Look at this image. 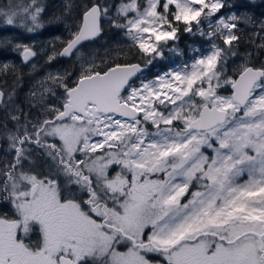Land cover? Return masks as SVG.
Wrapping results in <instances>:
<instances>
[{
	"label": "snow or ice",
	"instance_id": "6c2138e0",
	"mask_svg": "<svg viewBox=\"0 0 264 264\" xmlns=\"http://www.w3.org/2000/svg\"><path fill=\"white\" fill-rule=\"evenodd\" d=\"M72 7L53 18L67 37L46 63L75 57L79 71L49 72L29 94L35 115L0 88L12 122L0 125L11 154L0 160V264H264V64L248 52L227 67L241 24L264 50V19L218 16L226 0H121L115 16L90 0L70 19ZM44 11V0H7L0 22L34 33ZM105 21L127 43L85 55ZM180 32L210 50L146 78ZM9 48L25 63L40 54L0 37Z\"/></svg>",
	"mask_w": 264,
	"mask_h": 264
},
{
	"label": "trees",
	"instance_id": "16d2710c",
	"mask_svg": "<svg viewBox=\"0 0 264 264\" xmlns=\"http://www.w3.org/2000/svg\"><path fill=\"white\" fill-rule=\"evenodd\" d=\"M23 2L27 3V0H23ZM89 2L90 0H44L45 11L42 14L45 23L44 28L34 33H28L23 28L7 26L0 22V37H7L14 42H19L22 44H27L28 42H30V44H33V42H40L42 47L40 49L35 48V50L40 53L39 55L44 53L43 57H47L48 52H50L52 49V42L54 41L55 37H67V31L64 24L62 22H56L53 18L61 16L65 5L67 3H71L73 7L70 19H75L79 16L82 10V5ZM107 2L113 5L112 13L113 16H115L114 6L119 4L118 0H107ZM0 3H7V0H0ZM230 5L231 7L222 9V13L231 12V14L235 13L237 15L246 13L257 18L258 20L264 19V0H255V3H250L249 0H231ZM181 27H183V25H181ZM240 28L242 29V32L240 33L242 39L238 49L239 55L228 60L227 67L229 74H231L234 66L244 59L245 54L248 52L252 53L251 62L255 66L264 64L261 61V58L264 57V50H257L252 44L248 42L249 34L255 29L250 25L244 24H241ZM178 36L179 39L177 40V45L178 48L182 50L184 55L187 54L188 48L191 44L199 45V42H202L201 39L200 41L199 39H192L190 34L186 32H180L178 33ZM126 43L127 41L122 30L111 27L109 23L105 21L102 37L93 43L85 45L82 50L86 55L95 53L98 56H104L106 50L111 53L116 49L117 45H124ZM55 46L57 48L60 47L59 41H55ZM39 55L34 57L31 63L26 64L23 62L22 57L17 52L12 51L10 48L7 50H0V64L8 63L15 68L14 72H10L6 76L0 75V88H3L6 92L12 88H15L13 101H16L17 104H20L21 108H19L22 109L23 112L31 111L33 115H35L36 110H30L28 99L25 98V95L33 90L36 80L41 79V77L47 74L49 71L68 70L73 73L79 71L78 62H76V60L73 58L70 61L59 58L52 63H46V57L43 59L42 56ZM169 61V55L165 51L164 58H157V60L149 66L150 69L145 72V76L152 78L156 74L166 71L169 68ZM33 64L36 65L35 68H33ZM16 77H19V79L17 80ZM5 111L6 110L4 108H0V125H2L4 122H7L8 126L11 127L12 122L10 120L6 121ZM1 143L4 145V147L0 156L5 153V149L7 148L6 141L3 140ZM8 159H11V154L8 156ZM33 159L38 165H43L47 162L43 156L39 155L38 151L33 156ZM0 207L6 209L8 205H0Z\"/></svg>",
	"mask_w": 264,
	"mask_h": 264
},
{
	"label": "rangeland",
	"instance_id": "374dc122",
	"mask_svg": "<svg viewBox=\"0 0 264 264\" xmlns=\"http://www.w3.org/2000/svg\"><path fill=\"white\" fill-rule=\"evenodd\" d=\"M230 1L231 0H226V3L227 4H229L230 5ZM121 2V0H118V3H120ZM221 14H223V15H225V16H227V15H230L231 14V12L230 13H226V12H224V13H222V10H221V13H218L217 15L219 16V15H221ZM21 28V27H20ZM204 30L205 31H207L208 30V25L207 24H205L204 25ZM190 34V33H189ZM190 36H191V38L192 39H199V41H200V39L202 40V42H199V45L198 44H191L190 45V47L188 48V52H187V54L186 55H184L183 54V52H182V50L180 49V48H178V45H177V40L176 41H169L168 43L169 44H171V45H173L174 46V51L173 50H166V52L168 53V55H169V58H170V61H169V68L166 70V71H168V70H170L171 68H174V67H177V66H179V65H182V64H184V63H188V64H190L191 62H192V60H193V57L194 56H197V55H199L200 53H204V54H206L209 50H210V41H209V39H207L206 37H201L200 35H198V34H196V35H193V34H190ZM218 44H222V42L221 41H219V40H217L216 41ZM25 45H34L35 46V48H41L42 46H41V44H40V42H33V44H30V42H28L27 44H25ZM195 50H199V52H196ZM83 51V50H82ZM83 53H84V51H83ZM43 54L44 53H42L41 55H39V56H42V58L43 59H45V57H43ZM85 54V53H84ZM86 55V54H85ZM73 59H75V57H73ZM261 61H262V63H264V57L263 58H261ZM56 71H59V70H54V71H49V72H56ZM48 72V73H49ZM165 71H162V72H160V73H158V74H162V73H164ZM47 73V74H48ZM47 74H45L44 76H42L41 77V79H39V80H36V82H35V85L33 86V89H35V88H38L39 87V82L45 77V76H47ZM158 74H156V75H158ZM155 75V76H156ZM146 78H149V77H146ZM33 91V90H32ZM32 91H30L28 94H26L25 95V98H27V99H29V94L32 92ZM11 103H14L17 107H20V104H17L16 103V101H12ZM19 105V106H18ZM21 108V107H20ZM3 140H0V144H2L1 142H2ZM3 145V144H2ZM4 146V145H3ZM7 148L5 149V153L4 154H2L1 156H0V158H1V160H3V159H5V158H7L8 159V156L10 155V153H7Z\"/></svg>",
	"mask_w": 264,
	"mask_h": 264
},
{
	"label": "water",
	"instance_id": "95a60500",
	"mask_svg": "<svg viewBox=\"0 0 264 264\" xmlns=\"http://www.w3.org/2000/svg\"><path fill=\"white\" fill-rule=\"evenodd\" d=\"M102 35H103V33H102ZM101 37H102V36H101ZM101 37H100V38H101ZM100 38H99V39H100ZM99 39H97V40H99ZM97 40H96V41H97ZM92 43H93V42H92ZM87 44H90V43H87ZM87 44H86V45H87ZM33 59H34V58H33ZM33 59H32V60H33ZM61 59H63V60H71L72 58H71V59H68V58H61ZM32 60H30V61L27 62V63H31ZM23 62H24V61H23ZM24 63H25V62H24ZM27 63H26V64H27ZM149 69H150V67L148 66V67L146 68L145 72H147ZM2 147H3V146L0 144V152H1V150H2Z\"/></svg>",
	"mask_w": 264,
	"mask_h": 264
},
{
	"label": "bare ground",
	"instance_id": "6f19581e",
	"mask_svg": "<svg viewBox=\"0 0 264 264\" xmlns=\"http://www.w3.org/2000/svg\"><path fill=\"white\" fill-rule=\"evenodd\" d=\"M60 59H61V58H60ZM62 60H63V59H62ZM67 61H70V60H67ZM2 146H3V145H2ZM3 147H4V146H3ZM3 147H2V150H3ZM2 150H1V151H2Z\"/></svg>",
	"mask_w": 264,
	"mask_h": 264
},
{
	"label": "flooded vegetation",
	"instance_id": "af4514ba",
	"mask_svg": "<svg viewBox=\"0 0 264 264\" xmlns=\"http://www.w3.org/2000/svg\"><path fill=\"white\" fill-rule=\"evenodd\" d=\"M36 234H33V238H35Z\"/></svg>",
	"mask_w": 264,
	"mask_h": 264
}]
</instances>
